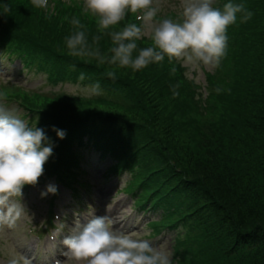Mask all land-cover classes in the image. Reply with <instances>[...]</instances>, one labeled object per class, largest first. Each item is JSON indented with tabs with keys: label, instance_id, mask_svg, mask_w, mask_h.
Masks as SVG:
<instances>
[{
	"label": "trees",
	"instance_id": "obj_1",
	"mask_svg": "<svg viewBox=\"0 0 264 264\" xmlns=\"http://www.w3.org/2000/svg\"><path fill=\"white\" fill-rule=\"evenodd\" d=\"M83 2L53 0L47 8H37L32 0H0V36L7 37V43L4 38L0 43L25 64L47 70L50 80L70 78L90 87L99 82L100 95L55 101L57 95L50 101L9 85L0 92L43 109L38 127L54 145L53 127L64 130L63 152L71 138L91 132L95 145L112 156L123 160L131 154L137 171L127 189L142 180V197L153 190L163 205V216L151 224L153 233L166 225L182 226L173 264H264V0H217L212 5L222 10L226 3L242 4L252 15L243 20V13L237 14L227 29L226 54L207 78L209 93L221 88L218 75L226 79L214 93L221 104L219 118L206 128L192 116L191 97L198 93L194 81L175 72L168 57L124 73L95 55L73 54L66 39L76 31L85 32L91 53L110 57L116 46L112 27L101 29L99 18ZM73 19L82 27L73 25ZM128 23L139 26L131 13L115 31ZM149 92L156 103L145 95ZM50 104L59 110L48 108ZM50 165L55 167L56 161Z\"/></svg>",
	"mask_w": 264,
	"mask_h": 264
},
{
	"label": "clouds",
	"instance_id": "obj_2",
	"mask_svg": "<svg viewBox=\"0 0 264 264\" xmlns=\"http://www.w3.org/2000/svg\"><path fill=\"white\" fill-rule=\"evenodd\" d=\"M32 4L47 8L48 0H32ZM212 5L213 0H181L182 11L179 18L173 19L158 18L155 0H85V9L99 18L101 29L118 24L129 11L137 14L135 18L141 25L128 23L111 33L116 46L110 57L100 56L98 50L89 52L84 31L74 32L66 44L75 55L92 54L101 63L133 70L160 62L165 55L194 67H215L226 54L228 27L236 23L237 14L243 13L242 19L247 20L252 13L242 4L226 3L222 10ZM72 24L82 27L78 19H73ZM145 35L152 44L133 56L138 49L136 41ZM108 76L114 78V73L109 72ZM83 78L81 73L80 79ZM92 91L101 93L99 82ZM53 131L60 139L66 136L64 130L53 127ZM52 154L53 145L43 129L30 126L0 104V229L15 228L26 214L23 188L38 183ZM56 192L57 187L49 184L41 196ZM62 244L64 259H57L54 264H172V253L164 245L154 246L135 232L115 230L107 215H92L86 222H77ZM7 264H31V260L23 254L13 255Z\"/></svg>",
	"mask_w": 264,
	"mask_h": 264
},
{
	"label": "rangeland",
	"instance_id": "obj_3",
	"mask_svg": "<svg viewBox=\"0 0 264 264\" xmlns=\"http://www.w3.org/2000/svg\"><path fill=\"white\" fill-rule=\"evenodd\" d=\"M79 1H85V0H79ZM217 0H213V4L216 2ZM155 3L158 5V7L160 8V10L163 11H172V12H176V13H181L182 9H181V0H155ZM112 30L111 31H115V27H117L116 25H112ZM121 30L119 27L117 28V31ZM145 39H139L136 41L137 45H138V51L140 48L146 47V46H150L152 44V41L150 40V38L145 35ZM183 62V61H182ZM185 64V63H184ZM186 65V64H185ZM114 68H118V70H120L121 72H124L126 70V68L128 67H119L118 65H113ZM202 68H207L210 71H216L217 66L212 67V66H204V65H199V66H190L189 65V75H187V78L189 80L194 81V83L199 86H197L196 88L197 90V94L196 97H191V100L193 101L194 105H195V111L192 113V116L195 118V120L197 121L196 125L200 126L201 128H206L207 126L212 125L218 118L221 112V104L218 101V99H216V94H214L215 92H218L222 90L225 86V79L224 81L220 80V75H218V79H216V81L220 84L221 83V88H218L216 90H213L212 88L210 89V93L209 90L207 91L208 85L206 84V80L204 79V75L202 73ZM21 69V63L19 61H11V62H7L6 66L3 67L1 70H4V72H6L5 74L0 73V80H12L14 81L16 79V77H18V73ZM125 73V72H124ZM8 76H12L9 77ZM225 77V75H224ZM20 79L24 78L19 77ZM28 78V76H27ZM23 80L22 79L21 85L23 84ZM28 80V79H27ZM45 81H47V76H45L44 73H39L37 76L35 75V77L33 79L30 80V84H27L28 86L32 87V88H38L40 85H44L43 88H46L47 90H54V91H60V92H64L69 96H73L74 98H78L81 97L82 99H90L91 97L94 96H98L100 94H95L92 91V87L87 86V85H81V84H75L74 82H70V81H64L61 83H58L56 85H51V84H47V86H45ZM207 87V88H206ZM154 90V89H153ZM153 93H145V95H147L150 99H152V102L156 103V96L150 95ZM201 97H205L204 98V103L205 105L203 106V102L201 100ZM31 99L34 101V103H38V105L42 104V101L31 97ZM211 105H213L214 107H211ZM48 108H53L55 111L59 110V106H54L52 104L47 105ZM94 105L88 106L87 108H92ZM100 107L103 105H99ZM109 107V106H107ZM160 107V106H159ZM86 109V110H88ZM17 111L15 110V112L13 113L14 115H17L16 113ZM75 112L76 113H80L82 112V110L79 107H75ZM159 132H162L161 130L158 129ZM162 136L164 137V134H162ZM99 156L98 154H96L93 163H92V167L91 169L94 171V175L98 178L97 182L92 180L93 183H96V191L100 192L101 188L103 189L102 192L99 193L100 196H102V199L104 200V202L99 201L100 206L102 207V211H103V215H105V213H107L108 215L110 214V216H112L115 219V215H113V211L111 210L110 207H112L114 210L116 208H119L118 205H121L123 203H127L125 204L127 208H131L132 207V203L131 200H129L126 197H123V195L121 193H118L115 191V189H111L109 188L110 186L114 185V178L108 181H102V171L98 170L96 168H106L108 167V165L111 163L109 156L107 155L105 158L103 159H98ZM96 167V168H95ZM130 174H126V180L129 179ZM49 184H52V182H50ZM46 190V186H40V187H35L33 188L31 191H29L28 193L24 194L22 197V202L25 204L27 210H26V214L23 216V218L18 221L17 226L13 229H7V228H3L0 229V251L2 253V257H0V264H7L8 260L13 256V255H20L23 254L24 256L26 255H30V251L36 250L37 247V243L33 242V240H27L24 237V234L26 233V223H30L33 220L36 219H40L42 215H44L47 212L48 209V201L51 197V195L53 194H48L45 197L41 196V192ZM63 194H61L58 198V200L56 201L57 205H62L63 202ZM120 202V203H119ZM118 206V207H117ZM117 210V209H116ZM118 211V210H117ZM122 218L121 219H125L124 222L127 224L128 221L132 218V219H136V212H133V216H128L125 212L124 209H120L119 210V214H122ZM111 218V217H110ZM112 219V218H111ZM113 220V219H112ZM141 221V216L137 217V220L135 221V225L137 226V223ZM128 224H131L130 222ZM115 225L113 224V227ZM122 226V225H121ZM143 227V225H142ZM115 230L119 231V229L115 228ZM139 231V230H138ZM182 231V230H181ZM149 232V228L146 229H142L140 230V232H136L138 236L144 235V233L148 234ZM177 236V235H176ZM174 236V233L170 232V235L166 238L164 243H161L160 245H164L168 250L171 251L172 253V257H173V246H174V238L176 237ZM174 237V238H173ZM173 239V240H172ZM155 241L152 242V244L154 246H160L157 244H154ZM34 256H35V252H34ZM32 256V257H34ZM28 257V256H26ZM30 260H32V258L28 257Z\"/></svg>",
	"mask_w": 264,
	"mask_h": 264
}]
</instances>
